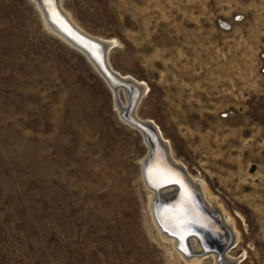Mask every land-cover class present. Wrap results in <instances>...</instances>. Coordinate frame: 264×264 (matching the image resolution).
Returning <instances> with one entry per match:
<instances>
[{"label": "rangeland", "instance_id": "rangeland-1", "mask_svg": "<svg viewBox=\"0 0 264 264\" xmlns=\"http://www.w3.org/2000/svg\"><path fill=\"white\" fill-rule=\"evenodd\" d=\"M61 5L111 43L115 70L146 84L138 115L235 221L231 261L264 264V0ZM114 103L32 0H0V264L214 263L188 262L160 236L142 178L149 147Z\"/></svg>", "mask_w": 264, "mask_h": 264}, {"label": "bare ground", "instance_id": "bare-ground-1", "mask_svg": "<svg viewBox=\"0 0 264 264\" xmlns=\"http://www.w3.org/2000/svg\"><path fill=\"white\" fill-rule=\"evenodd\" d=\"M32 1L35 3L39 12L41 13L44 24L48 28V30L56 34L66 43L70 44L71 47L84 54V56L94 65V67L97 68V71L106 80L109 88L114 95V104L117 106V108H115L116 110L118 109L121 119L126 124L132 126L133 128H137L140 132H142V135H144L145 141L149 147L145 132L141 128L130 122L124 115V112L129 106V97L126 89L122 87L117 88L112 86L109 78L106 76L100 65L93 58H91L88 52H86V50L82 48V46L76 41H80V39H91L96 45H107L106 64L109 71L124 80H132V82H134L138 86H141L142 92L133 108L132 114L134 116V119L142 124L152 123L163 142V135L157 125L153 121L141 118L137 113V106L147 89L146 84L139 82L130 75L121 74L111 66L107 59V54L111 43L102 38L95 37L83 30L74 21L69 12L62 7L61 0H51V3H49V0ZM70 29H73L75 33H77L76 35H79V38L77 36H73L74 38L71 39L67 34L72 33ZM96 52L97 51L93 49L92 53L96 55ZM122 90L125 92V101H123L121 96ZM164 143L166 144L168 150V156L170 153V157H172L171 162L177 166H180L179 164L181 162L177 161L173 156L169 142L166 140V142ZM155 150L157 151L156 155L158 156L149 158L148 151L147 155H145L141 161L143 168V182L146 189L150 192L149 208L151 216L153 218L154 224L159 231L160 236L163 239L170 241L173 247L176 248L178 254L188 262L198 263L207 256H211L214 259L213 264H239L237 260L235 261V263L231 261V256L228 254L227 250L228 246H226L230 240H232L233 244L236 243L240 237L234 219L227 214L224 207L218 202L216 196L209 192L207 185L203 179L192 176L189 172H187V169L185 167L180 166L186 170V174L185 176H183L181 171L177 170L174 167H171L169 163H166L162 160L165 154L164 148L161 149L160 153L157 148H155ZM150 171L152 173L149 174ZM185 177H187L186 180L188 182L185 180ZM155 182L158 183L155 184ZM186 185L189 188L190 186L199 188L200 193L202 194V198L204 199L207 207V213H202L198 209H195L198 201L196 200V198L191 197V195H189L190 193H187V191L190 190L186 188ZM181 193H183L182 197H180ZM188 197H191V199H186ZM216 217H219L222 221H220ZM181 219H183V221H185V219H189V223H193V225H195V229L188 228L187 230H185L186 228L183 227L185 226V224L181 222ZM165 220L169 223V227H166L163 224V221ZM196 223L200 224L201 227L202 225L208 224L213 234L219 238L220 241L218 243V246L221 247L219 248L210 246L208 244L209 239H211L209 233L202 232L199 227L197 228ZM171 225L173 228L171 227ZM225 227H227L231 231L230 238ZM226 235H228V238ZM186 236L188 237L186 238ZM186 242L188 243V245ZM189 242H192V247L197 249V251H193L191 249Z\"/></svg>", "mask_w": 264, "mask_h": 264}, {"label": "water", "instance_id": "water-1", "mask_svg": "<svg viewBox=\"0 0 264 264\" xmlns=\"http://www.w3.org/2000/svg\"><path fill=\"white\" fill-rule=\"evenodd\" d=\"M70 30L72 33H67V34L71 39L74 38L73 36H77L79 38V35H76L77 33H75V31L73 29H70ZM76 42L78 44H80L82 46V48H84L86 50V52H88L89 56H91V58H93L100 65V67L102 68V70L104 71L106 76L109 78L112 86L117 87V88L122 87V88L126 89V92L128 94V97H129V106H128L127 110L124 112V115L130 122L135 124L137 127L141 128L145 132L146 138H147V141L149 144V158H152L154 156H158V155H156L157 151L155 150V148H157L159 153H160L161 149L164 148V150H165L166 144L164 142H162L156 128L153 126L152 123H146V124L145 123L144 124L139 123L137 120L134 119V116L132 114L134 105L137 102V100H138V98L142 92L141 86H138L137 84L132 82V80H128V79L124 80V79L120 78L119 76H117L116 74L111 73L109 71L107 64H106V47H107V45H105V44L96 45V44H94V42L91 39L90 40L80 39V41H76ZM93 49L97 51L96 55L92 53ZM161 145L163 148L161 147ZM166 163H168V162H166ZM150 173H152V172L150 171L149 174ZM164 181H166V180H164ZM156 183H158V182H155V184ZM180 195H181L180 197H182L183 193H181ZM189 221H190L189 219H185V221H183V219H181V222H183L185 224V226H183L186 228L185 230H187L188 228H190V229L194 228L195 229V225H193V223L192 224L189 223ZM163 224L166 227L170 226L166 220L163 221ZM196 226H197V228L199 227V229L202 232H208L209 233V236L211 239H209L208 244L210 246L219 247L218 243L220 240L218 237H216V235L213 234V232L210 230V227L208 224L202 225V227H201L200 224L196 223ZM171 227H172V225H171ZM228 235L230 238L231 235L230 234H228ZM228 235H226L227 238H228ZM231 243H232V240H230L226 246H229Z\"/></svg>", "mask_w": 264, "mask_h": 264}, {"label": "built area", "instance_id": "built-area-1", "mask_svg": "<svg viewBox=\"0 0 264 264\" xmlns=\"http://www.w3.org/2000/svg\"><path fill=\"white\" fill-rule=\"evenodd\" d=\"M240 17H241L240 15H236V16H235V20H239Z\"/></svg>", "mask_w": 264, "mask_h": 264}, {"label": "snow or ice", "instance_id": "snow-or-ice-1", "mask_svg": "<svg viewBox=\"0 0 264 264\" xmlns=\"http://www.w3.org/2000/svg\"><path fill=\"white\" fill-rule=\"evenodd\" d=\"M49 3H51V0H49Z\"/></svg>", "mask_w": 264, "mask_h": 264}]
</instances>
